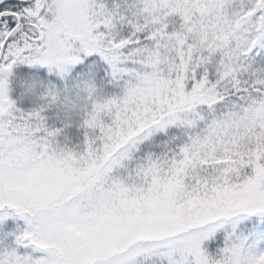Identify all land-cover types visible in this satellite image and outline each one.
Returning a JSON list of instances; mask_svg holds the SVG:
<instances>
[{
  "label": "snow or ice",
  "instance_id": "snow-or-ice-1",
  "mask_svg": "<svg viewBox=\"0 0 264 264\" xmlns=\"http://www.w3.org/2000/svg\"><path fill=\"white\" fill-rule=\"evenodd\" d=\"M0 210V264H264V0H0Z\"/></svg>",
  "mask_w": 264,
  "mask_h": 264
},
{
  "label": "trees",
  "instance_id": "trees-1",
  "mask_svg": "<svg viewBox=\"0 0 264 264\" xmlns=\"http://www.w3.org/2000/svg\"><path fill=\"white\" fill-rule=\"evenodd\" d=\"M68 135L69 136H72V137H75V130L74 129H69L68 130ZM13 221H10L9 223H5L3 225L0 224V235H2L4 232L6 231H10L12 229H15L17 227L19 228H23L24 226L23 225H16L14 223H11ZM22 252L25 251L24 249L21 250ZM28 251H31V249H28Z\"/></svg>",
  "mask_w": 264,
  "mask_h": 264
},
{
  "label": "rangeland",
  "instance_id": "rangeland-1",
  "mask_svg": "<svg viewBox=\"0 0 264 264\" xmlns=\"http://www.w3.org/2000/svg\"><path fill=\"white\" fill-rule=\"evenodd\" d=\"M0 217H4L3 220H0V224L1 225L5 224V223H9L10 221H13L11 223H14L16 225H20L21 224L24 227H26V223H25V221L22 218H19V217H15V218H13V217H5L4 210H0ZM37 255H39V254L37 253Z\"/></svg>",
  "mask_w": 264,
  "mask_h": 264
}]
</instances>
